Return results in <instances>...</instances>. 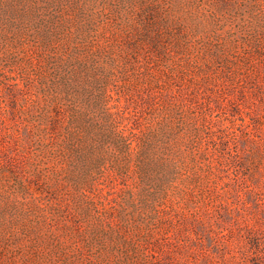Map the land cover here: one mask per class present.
<instances>
[{
	"label": "rangeland",
	"instance_id": "374dc122",
	"mask_svg": "<svg viewBox=\"0 0 264 264\" xmlns=\"http://www.w3.org/2000/svg\"><path fill=\"white\" fill-rule=\"evenodd\" d=\"M261 88L264 0H0V264L264 262Z\"/></svg>",
	"mask_w": 264,
	"mask_h": 264
},
{
	"label": "trees",
	"instance_id": "16d2710c",
	"mask_svg": "<svg viewBox=\"0 0 264 264\" xmlns=\"http://www.w3.org/2000/svg\"><path fill=\"white\" fill-rule=\"evenodd\" d=\"M261 95L264 97V89L261 91ZM259 137L264 143V135H259ZM240 143V141L236 142L237 148ZM234 154L236 155V159L233 162L236 165L235 172L238 176L235 180L237 181V184L234 194L237 197L242 196V204L245 211L255 209V212L259 218L264 219V187L263 189L260 188L257 181H254L252 178L250 173V165L247 164V161L239 153ZM228 165L235 167V165L231 162H228ZM252 181H254L253 184ZM249 234L254 241H258L259 244H264V226L257 227L256 231L254 232L252 229H250ZM257 264H264V262H259Z\"/></svg>",
	"mask_w": 264,
	"mask_h": 264
}]
</instances>
